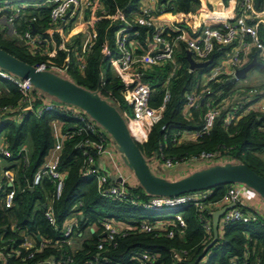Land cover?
I'll return each mask as SVG.
<instances>
[{
    "label": "trees",
    "instance_id": "1",
    "mask_svg": "<svg viewBox=\"0 0 264 264\" xmlns=\"http://www.w3.org/2000/svg\"><path fill=\"white\" fill-rule=\"evenodd\" d=\"M157 1L170 15L173 28L185 29L191 37L198 34L201 26L194 21V11L198 7H208L201 0ZM223 1L238 6L240 0ZM140 2L141 0H101L104 10L97 15L99 19L94 26L96 37L90 46L83 50L85 55L83 69H80L79 64L76 63L72 45L66 42L67 51L61 49L62 39L59 34L55 31L49 32L48 7L35 10L34 14V10L25 8L22 10L25 13L24 17L16 21L19 22L16 30L21 33L29 25L27 21L35 17L33 24L36 33L41 35L40 44L33 49L20 40L9 38L0 32V49L31 65L48 63L58 67L65 66V72L70 73L74 78L72 82L87 90L97 91L119 112L128 110L130 107L123 95L124 86L112 70L102 48L107 41L110 50L114 49V31L118 27V22L113 21L111 15L119 9L129 18L139 11ZM252 5L250 12L252 19L248 22L254 26L259 41L264 45V0H252ZM136 30L139 33L137 40L143 44L150 29L136 26ZM226 48L214 53V61L210 65L189 71L186 50L180 46L175 52L174 64L167 63L144 71L143 80L148 82L153 90L151 104L156 107L161 103L165 80L175 70L169 84L171 99L166 105L162 119L151 124L146 139L134 138L146 161L156 154H162L173 160H184L201 151H216L231 157L233 163L246 164L264 177V160L259 157V154H264V113L251 110L226 126L227 114L247 98L238 97L237 90L249 87H237L235 81L226 83L224 75L217 76L207 83L210 93L206 94V97H211L215 101L214 105H217L218 113L209 132L193 141L172 142V138H179L183 131L193 132L203 126L205 103L186 108L185 95L189 91L202 88V76L215 66L217 59ZM255 69L264 73V68L255 67ZM0 84L3 88L0 105L14 104L22 97V92L13 84L7 81H2ZM263 86L264 84L259 87ZM261 98L259 91L249 103L259 101ZM56 102L61 103L58 100ZM57 118L63 120L64 129L74 123L58 110L45 112L40 116L29 112L23 115L19 123L9 119L1 123L0 131L6 130L4 137L8 148L16 156L19 148L25 146L29 160L25 163L22 154L15 157V162L8 167L15 172L13 186L3 184V190L0 191V264H33L49 256H53L57 262L69 257L68 264H86L96 256H104L122 264H138L130 257L140 251L154 254L156 256L154 264H199L202 260L203 264H229L232 258L245 261L246 264H264V220L250 223L233 222L219 226L217 241L208 246L213 239V231L207 232L203 229L198 212L191 204L177 211L150 212L125 201L101 196L95 179L82 172L83 156L81 150L76 147L81 135L66 140L61 151L59 170L64 172L66 177L60 197L52 204L56 217L55 230L44 217V211L47 209L45 202L52 197L54 191L53 182L48 177H44L37 186L30 187V184L33 174L45 161L48 151L54 144L50 122ZM225 187L226 185H219L213 188L208 200L218 199ZM139 188L141 189L140 185ZM9 190L15 191L14 201L11 207H6L4 194ZM130 191L141 197L146 196L145 192L141 194L138 190L130 189ZM77 201L81 202L78 210L83 215L82 220L78 216L80 228L84 229L94 224L98 229L82 242L80 248L71 250L66 244L60 245L57 242L61 237L63 222L69 216L70 208ZM174 212H180L184 218L185 226L181 228L182 233L177 231L169 238L166 233L173 228L172 225L149 233L138 231L140 221L162 218L171 220ZM204 214L208 217L206 212ZM104 221L113 222L120 228L127 227L129 230L123 236H116L113 243H106L104 250L100 251L97 245L103 237L102 222ZM27 237L35 241L37 250H28L21 246ZM41 239L51 240V243L41 247ZM174 249L184 250L186 253H182L177 260L171 254V250ZM14 250L19 251L18 256L13 253ZM31 252H33L32 256L28 257Z\"/></svg>",
    "mask_w": 264,
    "mask_h": 264
},
{
    "label": "built area",
    "instance_id": "2",
    "mask_svg": "<svg viewBox=\"0 0 264 264\" xmlns=\"http://www.w3.org/2000/svg\"><path fill=\"white\" fill-rule=\"evenodd\" d=\"M252 0H240L238 4L240 14H237L233 20L221 19L213 24L205 25L198 31V34L192 38L187 36L185 29H174L164 24H155L153 20L156 5H145L140 8V11L127 18L124 13L117 9L111 19L118 22V27L114 31V51L110 50L107 44H103L102 52L108 57L109 64L115 74L121 80L124 89L123 95L130 107L131 116L129 117V131L133 139H146L152 123L159 122L163 117V112L167 103L171 99L170 93V78L175 70L167 77L164 82V94L161 103L158 106L151 104L153 90L148 82L143 80L144 71L154 67H160L167 63L174 64L175 49L178 42L185 45L186 50L191 52L195 61H206L214 53L228 45L237 43L238 48L232 55L231 69H226L223 66H213L210 71L203 75L201 79V89H194L185 95V107L189 108L196 106L203 100L206 110L203 115V126L199 130L192 132L194 139L208 133L212 128L217 117V109L214 106V100L211 97H206L210 93V88L207 87L208 81L224 75L231 81H239L236 78L234 71L243 65L244 52L251 47H255L264 55V45L259 41L256 30L248 19H252L250 12L252 11ZM48 7L49 13V32H57L62 39L60 48L67 51L65 43L67 42V32H70L69 21H72L77 13L87 10L92 31L90 32V43L96 37L95 24L98 21V13L104 10L101 0H37L19 2L16 0H0V32L12 29L17 40H20L27 47L35 48L42 42L41 35L32 32L35 22V17H32L29 25L21 32H17L15 23L21 20L25 13L22 11L25 8L38 10ZM162 7V6H161ZM86 12V11H84ZM83 13V12H82ZM245 14L249 16L246 17ZM95 23V24H94ZM136 26H143L150 29L143 40L144 50L138 52L134 46V41L139 37ZM79 30L78 28H76ZM90 43L88 47L90 46ZM105 43V42H104ZM40 70L53 69L57 72H65L66 67H58L54 64L38 63L34 64ZM79 68H84V62L79 63ZM189 71H191L188 68ZM53 72V71H52ZM7 81L13 84L19 91L22 92V97L14 104L6 103L0 105V126L5 119L20 122L23 115L32 112L36 116L42 113L58 110L62 115L74 121L73 124L63 129L59 139L54 142L49 150V158L42 163L32 176L30 187L37 186L44 177H48L54 184L52 197L47 199L45 204L47 209L44 211V217L48 223L56 230V217L52 210V204L55 199H58L62 193L66 174L59 170V161L64 142L72 139L77 135L82 137L78 141L76 147L81 150L83 156L84 175H89L95 179L98 192L101 196L111 200L125 201L140 209L150 212H165L177 211L186 206L193 205L198 212L202 227L205 231H212V216L211 212L221 209L222 207L233 204L234 206L224 211L219 219V226H225L229 223L240 222L250 223L264 220V212L253 207L252 203L247 201V188L242 183L227 184L223 194L215 200L209 201L208 197L212 194L213 189H206L199 192L184 193L176 196H161L150 195L145 193V197L138 194H133L127 186V176L120 172L119 166L113 159L114 149L105 138L99 124L90 118L82 109L65 103H54L46 100L43 95L36 91L34 86L27 80H23L16 75L8 72L0 67V82ZM3 92L0 84V94ZM248 95V102L240 103L227 114L225 124L228 126L233 120L248 113L251 110L264 113V101L250 102L258 93L256 87H249L243 91ZM164 128V126H162ZM180 138L173 137L172 142H180ZM22 154L25 163L28 162V150L25 146L19 148V153L15 154L8 148L4 135L0 134V157L7 161L8 167L15 161V157ZM106 159L113 172L110 174L99 168L95 163L98 159ZM151 165L171 167L176 164H187L194 166L206 167L213 164H224L226 162L233 163V159L228 155H221L216 151L204 152L201 151L196 155L190 156L184 160H173L166 158L162 154H156L151 158ZM157 163V164H156ZM151 168V167H150ZM13 176L8 178L7 186H13L15 172ZM8 174V172H6ZM5 183V184H6ZM3 190V184L0 183V191ZM14 190H9L4 194V205L11 207L14 201ZM249 200V199H248ZM81 202H75L70 208V214L63 222L61 228V237L57 243L60 245L66 244L71 250L81 247L82 242L94 233L98 228L96 225H88L81 229L78 222V216L81 212L78 210ZM204 212L208 217L204 216ZM204 214V215H203ZM172 219H157L153 221L142 220L138 223V231L152 232L166 226L172 225L166 235L171 238L178 231L182 233L185 226V221L180 212H174ZM218 226V227H219ZM103 237L97 245L98 250L103 251L105 244L114 242L116 236L125 235L129 228H120L117 224L104 221L102 222ZM175 227V228H174ZM40 239V238H39ZM51 240L41 239L40 246L50 244ZM35 241L27 237L22 243V247L28 250H37ZM15 255H19L18 250H14ZM184 250H171L172 257L179 260ZM31 252L28 257H31ZM156 256L148 251H140L135 253L130 259H135L138 264H154ZM70 258L56 261L53 256H49L44 260L36 261L33 264H68ZM204 261L199 264H203ZM86 264H122L120 261L111 260L107 257L96 256L94 260L86 262ZM229 264H246L236 258H232Z\"/></svg>",
    "mask_w": 264,
    "mask_h": 264
},
{
    "label": "water",
    "instance_id": "3",
    "mask_svg": "<svg viewBox=\"0 0 264 264\" xmlns=\"http://www.w3.org/2000/svg\"><path fill=\"white\" fill-rule=\"evenodd\" d=\"M32 32L35 33L34 27ZM186 59L188 68L193 71L213 63L214 55L206 61H195L191 52L186 50ZM0 67L23 80L29 81L35 89L42 90L61 103L82 109L90 118L102 126L115 141L123 163L133 171L139 185L147 194L176 196L213 189L219 185L242 183L253 189L264 199V177L254 172L244 163L213 164L195 170L176 180H169L157 175L153 173L149 163L135 143L121 113L97 91L87 90L52 71L40 70L3 49H0ZM255 67L263 69L264 62H259L256 56H253L251 61L237 68L234 75L236 78L244 79L246 73ZM230 82V79L226 80V83ZM200 103L202 104L203 100ZM233 206L231 203L210 213L212 216L213 239L208 246L214 244L218 239L220 217L226 209ZM43 207H45V204H43ZM80 219H83V215L80 216Z\"/></svg>",
    "mask_w": 264,
    "mask_h": 264
},
{
    "label": "crops",
    "instance_id": "4",
    "mask_svg": "<svg viewBox=\"0 0 264 264\" xmlns=\"http://www.w3.org/2000/svg\"><path fill=\"white\" fill-rule=\"evenodd\" d=\"M201 1L205 5H207L208 7H206V8L198 7L194 11V15H193L194 21L197 22L201 26V28H203L205 25L213 24L216 21L221 20V19L233 20L236 17L237 14L241 13L239 11L238 6H236L233 3L226 4V3H224L223 0H201ZM145 5H156L157 6L156 7V11L154 12V15H153V20H154L155 24H164V25H166V26H168L170 28H173L172 25H171L170 15L163 10L161 5L158 4L157 0H141L140 6H139V11H140V8L145 6ZM80 10H81V8H80ZM80 10L77 11L74 19L72 21H69V26H70L71 31L67 32V44L72 45V47L74 49V55H75L77 64H79L80 62H84L85 55L83 53V50H86L88 45H89V43H90V32L92 31V27L90 25L92 23V21L89 19L90 18L89 17V13L87 12V10H84L86 12L82 11L83 13L80 12ZM135 14L136 13L132 14L129 18H131ZM245 16L248 17L249 15L245 14ZM256 17H257V15H256ZM75 23L76 24L79 23L80 25H83V27H81V26L80 27H76V28L79 29V31H78L75 28V26H73V24H75ZM17 24H19V22H16L15 26ZM84 26H86V27H84ZM7 32L9 33V35H11V38H15L16 37L14 35V33L12 32V29H9ZM2 33L5 36V33L4 32H2ZM87 34H89L87 42H86L85 45H83L82 38L85 37V35H87ZM187 36L191 37L189 34ZM192 38H194V37H192ZM104 44H107V46H108V42L107 41H105ZM134 46L137 48L138 52L143 51L144 47H145L143 44H140L137 39H136V41H134ZM180 46H183L185 48V45L182 42H178L177 45H176L175 52L180 48ZM226 47H227L226 50H224L223 54L219 57V58H221V57H225L226 56V61H224L221 64H217L218 63L217 61L219 59L218 58L217 61H216L217 63H216L215 66H223L226 69L230 70L231 69V65H232V63H231L232 55L235 52V50L238 48V45H237V43H234V44L228 45ZM108 48H109V46H108ZM185 50H186V48H185ZM253 56H256V59L259 62H264L263 53H261L255 47H251V48H248L244 52L243 65L242 66H244L246 63L251 61ZM253 69H255V68H253ZM201 79L203 80V78H201ZM239 81H241V79ZM239 81H237V82H239ZM242 86L256 87L260 91V94L262 95V98L260 100L264 101V86L263 87H259V85L258 86H252V85H246V84H243ZM237 87H240V86H237ZM244 90L245 89H238L237 90V94H236L238 97H244V98L247 97L246 100L242 101V103H244V102L246 103L249 100L248 95H246L243 92ZM239 92H241V93L239 94ZM185 110H186V108L184 109V112H185ZM50 128H51V134H52L53 140L55 142V141H57L59 139V137H60V135H61V133H62V131L64 129L63 120L58 119V118L52 120L50 122ZM0 134L4 135L3 131H0ZM179 138H180L179 139L180 142L193 141L194 140L192 132H190V131H183ZM110 145L114 149L113 159H115V161H116L118 158L121 157V155L118 152L117 148L112 143H110ZM45 158H46V160L49 158V151H48V153H47ZM116 164H117V162H116ZM97 166L99 168H101L102 170H104L106 172H109L110 174L113 172V166L111 167L109 162L106 159H104V158L103 159H101V158L98 159ZM191 168L193 169L192 171H191ZM200 168H203V167L202 166H194L193 167V165L191 166L190 164L189 165H187V164H176V165H173L171 167H164V166L158 165L157 166V170H158V174L157 175L165 177V178H167L169 180H176V179H179V178H181V177H183L185 175H188L189 173H191V172H193L195 170H198ZM119 170H120V166H119ZM6 172H8V174ZM120 172H121V170H120ZM121 173H123V172H121ZM12 176H13V174H12V171H10V169L8 168L7 161L0 157V183L1 184H5L8 181V178L12 177ZM247 195H248V193H247ZM247 198L248 199L250 198L249 195H248ZM249 200L251 201L252 204L253 203L255 204L256 201H257V199H253V198H250ZM256 208H258L262 212H264V203H262V209L259 208L258 206Z\"/></svg>",
    "mask_w": 264,
    "mask_h": 264
},
{
    "label": "rangeland",
    "instance_id": "5",
    "mask_svg": "<svg viewBox=\"0 0 264 264\" xmlns=\"http://www.w3.org/2000/svg\"><path fill=\"white\" fill-rule=\"evenodd\" d=\"M16 1H19V2H26V1H37V0H16ZM73 26H75V28L76 27H83V25H80L79 23H75V24H73ZM84 27H86V26H84ZM79 31V30H78ZM7 31H4V33H5V36H7V37H11V35H9V33L7 32ZM88 36H89V34H87V35H85V37H83L82 38V43H83V45H85L86 44V42H87V39H88ZM113 51H114V49H113ZM114 53H116L115 51H114ZM224 61H226V56L225 57H221V58H219L218 59V63L217 64H221V63H223ZM216 65V64H215ZM51 71H53L54 73H56V74H58L59 76H61V77H64V78H67V79H69V80H71V81H73L74 80V78L72 77V75L70 74V73H68V72H61V73H59V72H57L56 70H53V69H50ZM243 84H246V85H252V86H260V85H262V84H264V73H262V72H260V71H258V70H256V69H251V70H249L247 73H246V77L244 78V79H241V81H239V82H237V85L236 86H242ZM36 91L37 92H39V93H41L42 95H43V97L46 99V100H49V101H52V102H54V103H57L56 102V98H54V97H52V96H50V95H48V94H46L45 92H43L42 90H40V89H36ZM106 99V98H105ZM107 100V99H106ZM108 101V100H107ZM216 108H217V105H214ZM121 113V115L123 116V118L125 119V122H126V124L129 126V117L131 116V111H130V109H128V110H122V112H120ZM99 127L102 129V132H103V134H104V136H105V138L110 142V143H112L115 147H116V143H115V141L113 140V138H112V136L102 127V126H100L99 125ZM5 131L6 130H3V134H5ZM259 157L261 158V159H263L264 160V154H259ZM151 158L149 157L148 158V163H149V165H150V167H151V170L153 171V173H155V174H158V170H157V167H154L153 165H151ZM116 162H117V164L120 166V170H121V172H123V174H125L126 176H127V178H128V180H127V186L131 189V190H138L141 194L142 193H144L145 191H144V189L141 187V189L139 188V182H138V180L136 179V177H135V175H134V173H133V171L132 170H130L124 163H123V161H122V159H121V157L120 158H118L117 160H116ZM193 169L191 168V171H192ZM246 188H247V193H248V195H249V197L250 198H253V199H257V201H256V203L254 204L253 203V207H259V208H261L262 209V203H264V199L263 198H261L253 189H251V188H249V187H247L246 186ZM248 197V196H247ZM249 198V199H250ZM247 201H249V202H251L250 200H248V198H247Z\"/></svg>",
    "mask_w": 264,
    "mask_h": 264
}]
</instances>
